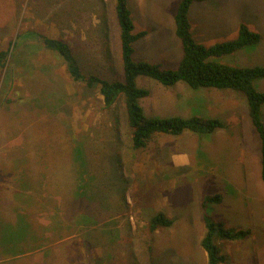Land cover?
<instances>
[{
    "label": "rangeland",
    "instance_id": "obj_1",
    "mask_svg": "<svg viewBox=\"0 0 264 264\" xmlns=\"http://www.w3.org/2000/svg\"><path fill=\"white\" fill-rule=\"evenodd\" d=\"M103 1L0 0V51H10L0 68V127L10 121L11 113L15 123L28 125L39 138L37 143L51 141L53 160L61 154L67 166L68 201L62 212L73 222L76 218L86 224L101 222L82 228L79 237L71 235L75 226L69 222L62 258L68 264H208L201 244L206 234L202 203L205 195L222 193L223 201L211 204L208 213L215 221L251 229L239 239L215 237L227 256L223 264H264L261 138L244 95L227 89L222 106L228 109L219 115L227 126L221 136L213 139L212 133L190 131L159 134L147 148L136 150L121 103L112 111L104 109L102 97L73 81L57 56L40 43L27 42L33 32L65 37L93 57L95 73L124 79L115 0ZM180 1L127 0L136 32L147 31L134 43L136 60L167 68L179 65L183 48L175 13ZM189 17L195 39L206 45L235 38L246 24L261 41L221 59L264 67V0L194 2ZM18 35L22 47L15 52ZM137 82L150 91L146 114L188 118L208 108L200 94L195 100L179 90L167 92L149 76H139ZM255 86L264 91V77ZM262 115L264 120V107ZM27 134L24 129L0 132V153L5 151L4 140H20ZM7 143L10 147L16 142ZM184 151L211 160L212 170L221 172L195 170L194 162L192 167L178 166L174 156ZM160 211L173 216L176 225L153 232L149 221Z\"/></svg>",
    "mask_w": 264,
    "mask_h": 264
},
{
    "label": "trees",
    "instance_id": "obj_2",
    "mask_svg": "<svg viewBox=\"0 0 264 264\" xmlns=\"http://www.w3.org/2000/svg\"><path fill=\"white\" fill-rule=\"evenodd\" d=\"M202 1L209 0H181L178 4L175 13L176 33L182 43L183 55L176 68H167L162 63L134 58V43L144 37L147 31L136 32L127 0L114 1L117 23L120 27L124 79L111 80L95 73L96 66H93L94 62H91L93 57L80 51L78 45L65 37L33 32L27 42L40 43L45 50L57 56L65 65L73 81L82 85L84 89L96 91L102 97L104 109L112 111L121 103L130 131L131 146L136 150L147 148L148 144L159 134L178 135L186 131L212 133L227 126L224 121L216 117L149 116L141 101L150 94V91L138 85L139 76L152 77L166 86L185 82L195 90L216 88L240 92L247 100L252 123L261 138V175L264 181V120L262 115L264 91L255 86V81L264 77V67L238 66L223 62L221 59L223 56L234 54L245 47L259 43L262 39L261 35L243 23L238 35L233 39L212 45L198 42L192 32L189 11L194 2ZM19 36L15 39V52L22 47V44H19ZM27 38H22V42ZM9 53V49L0 51V68L6 65ZM73 189H76L75 185ZM223 198L222 193L207 194L203 198L206 234L201 244L207 252L208 264H223L227 260L226 254L215 243V237L239 239L251 233V229L245 230L232 227L223 221H215L208 213L210 205L222 202ZM173 224L174 218L160 211L150 218L149 228L154 232L160 228L171 227Z\"/></svg>",
    "mask_w": 264,
    "mask_h": 264
},
{
    "label": "crops",
    "instance_id": "obj_3",
    "mask_svg": "<svg viewBox=\"0 0 264 264\" xmlns=\"http://www.w3.org/2000/svg\"><path fill=\"white\" fill-rule=\"evenodd\" d=\"M164 86L167 92L179 90L191 94L195 100L200 94L203 100H207V110L198 116L220 118L219 115L228 109L222 106L225 94L228 92L227 89L195 90L185 82ZM146 98L148 96L141 101L144 110L147 102L151 105ZM156 101H159V98ZM172 101L174 102V99ZM193 106L198 105L194 103ZM148 115L177 116V114ZM194 115L197 114L192 116ZM8 116L10 121H6L4 126L0 127L1 133L24 129L28 134L23 139L18 140L13 137L1 143L5 151L0 153V263L20 264L19 261L22 260L24 264H68L62 258V254L68 248L69 222L75 226V231L73 230L75 234L71 235L76 237H79L82 228L88 230V226H99L101 222L86 224L77 218L73 222L62 212V207L68 201V176L66 172L64 173L67 166L62 164L61 154L56 155L53 160L49 147L51 141L50 145L44 142L37 143L39 138L29 132L25 122L20 120L15 123V116L11 113ZM225 128L212 132L213 139L224 134ZM9 140H15V145L8 147L7 141ZM232 154L233 158L235 156L238 158L237 152H232ZM174 162L184 168L192 167L194 162L195 170L204 169L208 173L221 172L212 170L211 160L204 161V158H197L186 151L175 155ZM216 167L215 165V169ZM238 167L236 163L234 170ZM234 188L237 189V187ZM76 190L77 188L75 192ZM226 193L228 194L227 191ZM175 225L176 219L174 218V224L168 228Z\"/></svg>",
    "mask_w": 264,
    "mask_h": 264
}]
</instances>
